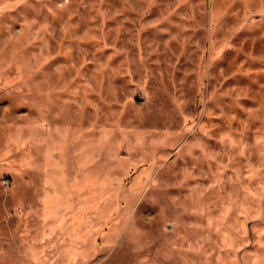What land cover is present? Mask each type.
Here are the masks:
<instances>
[{"label":"rangeland","instance_id":"1","mask_svg":"<svg viewBox=\"0 0 264 264\" xmlns=\"http://www.w3.org/2000/svg\"><path fill=\"white\" fill-rule=\"evenodd\" d=\"M0 264H264V0H0Z\"/></svg>","mask_w":264,"mask_h":264},{"label":"water","instance_id":"2","mask_svg":"<svg viewBox=\"0 0 264 264\" xmlns=\"http://www.w3.org/2000/svg\"><path fill=\"white\" fill-rule=\"evenodd\" d=\"M141 98H139L137 95L135 96V100H140Z\"/></svg>","mask_w":264,"mask_h":264}]
</instances>
